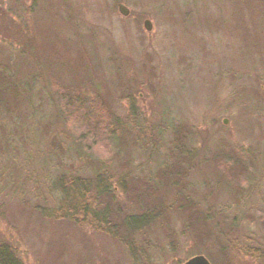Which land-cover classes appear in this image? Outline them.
Returning <instances> with one entry per match:
<instances>
[{
	"label": "rangeland",
	"instance_id": "1",
	"mask_svg": "<svg viewBox=\"0 0 264 264\" xmlns=\"http://www.w3.org/2000/svg\"><path fill=\"white\" fill-rule=\"evenodd\" d=\"M0 72L18 89L0 106V243L21 264H264V0H0ZM70 95L109 114L98 143L62 121ZM64 175L107 178L119 215L149 219L121 238L45 217ZM136 183L156 190L145 209Z\"/></svg>",
	"mask_w": 264,
	"mask_h": 264
},
{
	"label": "trees",
	"instance_id": "2",
	"mask_svg": "<svg viewBox=\"0 0 264 264\" xmlns=\"http://www.w3.org/2000/svg\"><path fill=\"white\" fill-rule=\"evenodd\" d=\"M17 94L18 89L13 85L12 79L0 72V106H8V104L16 102L18 99ZM58 104L59 113L63 122H71L73 118L87 119L86 123L82 120L85 126L83 131H81V140L84 142L91 140L92 143L99 142V129L92 124H104V119L109 116L108 113L102 112L101 114V110H97L96 108L85 110V104L78 99L73 100L72 95L67 97L65 102L60 100ZM175 135L177 139L178 131ZM122 143H124L123 139L117 140V151L122 147ZM54 146L61 151V144L55 143ZM159 177H162L161 174ZM72 178L73 179L69 178L68 175H64L55 182H52L53 190L58 194L57 198L59 203L55 209L43 211L45 217H54L58 220H68L73 223L83 221L93 230L108 232L109 235L113 237H121L120 235H123L124 233H133V231L138 230L140 226L144 225L149 219L147 215H144V212L141 213L139 217H123L121 214L120 216L113 203V190L106 184V182H108L107 178L101 176L96 180ZM128 187L129 186H126L125 189H127L130 196V202L136 210L145 209L149 199H152L156 195V190L153 186H144L143 183H140L139 185L136 183L135 187L132 186L129 189ZM93 196L97 198L102 196L104 198V207L100 211H96L92 208L91 202L94 200ZM182 208H184V213L192 222V203L188 201L184 202ZM50 212L51 214L48 215ZM112 213H114L113 218L111 217ZM105 217H110V223H108ZM192 225L195 227L194 223H192ZM125 230L127 232H125ZM0 264H21V262L14 257L8 246L0 243Z\"/></svg>",
	"mask_w": 264,
	"mask_h": 264
},
{
	"label": "water",
	"instance_id": "3",
	"mask_svg": "<svg viewBox=\"0 0 264 264\" xmlns=\"http://www.w3.org/2000/svg\"><path fill=\"white\" fill-rule=\"evenodd\" d=\"M118 11L123 15V16H128L129 15V10L122 4L118 5ZM144 28L147 31H150L152 29V25L150 21L146 20L144 22ZM183 264H211L204 256H195L188 261H186Z\"/></svg>",
	"mask_w": 264,
	"mask_h": 264
}]
</instances>
